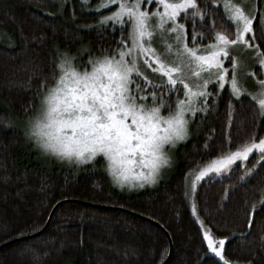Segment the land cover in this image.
I'll return each mask as SVG.
<instances>
[{"label": "trees", "instance_id": "obj_1", "mask_svg": "<svg viewBox=\"0 0 264 264\" xmlns=\"http://www.w3.org/2000/svg\"><path fill=\"white\" fill-rule=\"evenodd\" d=\"M217 1L199 0L205 20L201 26L195 18V30L211 35L214 21L215 31L234 36L235 26ZM254 9L255 44L264 51V0H255ZM183 15L178 20L186 24L190 41L193 22ZM120 36L119 26L100 25L98 14L85 11L78 0H0V245L38 232L60 201L106 207L60 205L43 233L0 249V264H162L169 252L167 234L172 242L167 264H223L209 253L185 193L198 169L242 146L254 128L255 139L264 136V117L257 127L253 110L258 106L250 97L221 89L216 106L192 118L190 137L176 148L169 176L136 193L115 189L101 158L68 167L44 157L16 125L37 111L54 84L60 53L87 49L95 56L110 55L107 50L117 47ZM215 90L210 86L209 91ZM170 95L175 99L177 94ZM163 112L168 114L166 107ZM229 135L231 148L224 144ZM257 161L254 153L225 174L209 175L193 195L203 226L217 241L229 237L223 255L232 264H264V161Z\"/></svg>", "mask_w": 264, "mask_h": 264}, {"label": "snow or ice", "instance_id": "obj_2", "mask_svg": "<svg viewBox=\"0 0 264 264\" xmlns=\"http://www.w3.org/2000/svg\"><path fill=\"white\" fill-rule=\"evenodd\" d=\"M108 3L118 7L103 17L100 24L107 26L112 22L119 26L121 36L116 41L117 47L107 50L111 55L96 60L90 58V72L79 73L68 59L57 64L62 75L49 96L50 101L53 97L57 100L55 107L49 109V124L55 126L56 145L69 154L75 153L82 161L103 154L109 158L121 157L131 164L129 154L138 152L141 165L148 171L135 174L128 171L140 179L139 186L143 187L145 183L156 182L165 145L174 149L178 142L186 140L192 118L198 112L206 113L210 107L214 108L226 84L231 96L240 97L242 91H247L243 83L258 75L244 71L250 65L233 55L234 50H253L254 56L249 59L253 64L258 62L262 71L264 51L255 44V10L247 12L233 0H224V6L235 26L234 36L215 31L214 21L209 25L211 35L195 30V18H199L201 26L205 20L199 0H146L149 6L156 4L151 11L142 6L145 0H108ZM181 13L185 21L193 22L190 41L186 24L178 20ZM260 29V36L264 38V14L260 15ZM115 30L114 27L112 31ZM206 39L208 43H204ZM226 61H230L228 66H225ZM141 62L154 75L158 74V83L142 72ZM134 74L143 76L142 84L137 83ZM255 85L257 91L249 95L258 105V109L253 110L258 127L260 117H264V79H256ZM210 86L215 92L209 91ZM172 93L177 94L175 99ZM164 107L167 115L161 112ZM257 135L254 128L242 146L201 167L192 181L193 192L197 181L211 174H222L236 161H247L254 151L259 153L257 163L264 161V136L257 140ZM224 144L231 148L230 135L225 137ZM204 148L210 151L207 142ZM163 163L170 165L166 158ZM251 172L249 169L248 174ZM260 202L264 204V196ZM256 207L253 205L248 213L249 229L254 224ZM228 239L222 237L217 241L208 228L203 230L208 251L223 264H229L223 255Z\"/></svg>", "mask_w": 264, "mask_h": 264}, {"label": "rangeland", "instance_id": "obj_3", "mask_svg": "<svg viewBox=\"0 0 264 264\" xmlns=\"http://www.w3.org/2000/svg\"><path fill=\"white\" fill-rule=\"evenodd\" d=\"M52 1L54 3H56V4H59L60 1H62V0H52ZM78 1L84 5L85 11L98 14V23L99 24H100V21L102 20L103 17H106V16L110 15L111 12L115 11L116 10V7H118V5L113 6L112 4L108 3V0H87V2H83V0H78ZM254 1L255 0H233V2H239L245 8V10L247 12H252L253 10H255L254 9ZM217 5L225 12L227 18L230 20L229 13L226 12V10H225L224 0H218L217 1ZM142 6L148 8L149 11H151L152 9H155L156 8V4L155 3H153V4H151L149 6L146 3V0H145V3ZM109 24H112V22H109ZM248 35H250V34H248ZM233 55L241 58L242 61H246L247 64L250 65V67H245V69H244L245 72H248V73L256 72L258 74L256 77H253L252 79H249L246 83H243V88L247 89V91L246 92L245 91H242L241 92V95H240V96L246 95V96H248V97H250L252 99V97L249 95V93L257 91V87L255 85V81H256V79H264V71L261 70L260 65H259L258 62L253 64L252 61L249 59V57L254 56L253 50H249V49H236V50H234ZM101 57L102 56H95V55L91 54L87 49H82L80 52H78L75 55H71V54H68V53L63 52V53H60V55L58 56V58H57V64L61 60H63V59H70L72 61L73 67L79 73H84L85 71H89L90 72L92 70V64L88 63V61H89L90 58L92 60H96V59L101 58ZM229 63H230V61H226L225 62V66H228ZM141 68H142V72L144 74H146L151 80H153L154 82H157V83L159 82L158 74L154 75L153 72H152V70L150 68H148L147 66L143 65L142 62H141ZM61 75H62V72L57 68L56 80H55L54 84L51 87H49L44 92V94L46 92H49L53 87H57L58 81H59V78H60ZM134 79L137 81V83H140V84L143 83V76H135V74H134ZM135 86L136 85H131L130 87H135ZM225 87H228L229 88V86L227 84L225 85ZM229 90H230V88H229ZM149 103H151L150 100H149ZM40 107H41V101H40L39 106L37 107V111L32 116H30V117H28V118H26V119H24L22 121L17 122L16 125L20 129H22L24 132H26V124H27V121H29L40 110ZM164 108L161 109V112H162L163 115H167V114H164V112H163V109ZM201 113H203V112H198L197 114H201ZM186 115H189V114H186ZM189 137H190V129H189V136H188V138ZM28 140L34 145V143L30 139H28ZM186 140L181 141V142H178L177 145H176V147L174 149L171 148L170 145H165V151L169 154L171 162H170V165H167L163 169L160 170L159 175H158V178H157V181L154 184H147V183H145L143 187H140L139 186V183L140 182H137V186L133 190H131V191H129L127 187H125L123 190H121L120 188H117L114 185V183L110 180L111 181V184L113 185V187L115 189H117L118 191H120L122 193H136V192H140V191L145 190V189H152V188H154L159 182H161L162 180H165L169 176V174L172 171L173 166H174V153H175V150H176V148L181 143L185 142ZM34 147H35V145H34ZM254 153H256L258 155V159H259V153H257V152L254 151L252 154H254ZM252 154H250V155H252ZM44 157H47V156H44ZM47 158L48 159H52L54 161L56 160V159L51 158V157H47ZM98 158H101L103 160L104 166H105L106 158L103 156V154H98L94 158L93 161L86 162V163H84L82 165H79V166H77V165L69 166V165H67L65 163H62V162H59V163L62 164V165H64V166H68V167H82L84 165H88V164L93 163ZM129 159L132 160V163L130 165V168H131V172L133 174L140 173V172H145L146 173L148 171L147 168H145L143 165H141V163H140L141 157H140V155H139L138 152L135 153V154H131L130 153L129 154ZM56 162H58V161L56 160ZM238 162H241V161H236L235 164L238 163ZM229 169L224 170L222 172V174H225ZM198 171H199V169L196 171V173ZM196 173L193 175V179H191L190 184H189L188 194H187V202H188V206L190 208V211H191L192 216L194 217V219H195L198 227L201 229V231L203 233V230H204L205 227L203 226V224L200 223V219L196 215L195 205H194V202H193L194 192H193V188H192V181L195 179ZM222 174H220V175H222ZM211 175H216V174H211ZM198 183H199V181L196 182V184H198ZM218 260L220 261L219 258H218ZM220 262H222V261H220ZM229 264H232V263L229 262Z\"/></svg>", "mask_w": 264, "mask_h": 264}, {"label": "clouds", "instance_id": "obj_4", "mask_svg": "<svg viewBox=\"0 0 264 264\" xmlns=\"http://www.w3.org/2000/svg\"><path fill=\"white\" fill-rule=\"evenodd\" d=\"M70 61V59H68ZM76 70V69H74ZM77 71V70H76ZM55 89L53 87L49 92H46L41 97V107L40 110L29 120L26 124V136L30 139L35 147L44 156L56 159L58 162L65 163L69 166L72 165H82L86 162H91L94 160H81L75 153L69 154L66 150H61L60 147L56 145L55 137V126H50L49 124V109L54 108L57 104L55 97L49 100L50 93ZM55 113H53L54 115ZM106 163L104 166L105 173L109 176V179L114 183L117 188L123 190L125 187L129 191L133 190L137 186V182H140L136 176H133L128 171L130 168L129 163L125 162L121 157H105ZM167 159L169 163L171 162L169 154L165 151L163 153L162 162L160 169H163L167 164L163 163V159ZM156 174V181L159 175ZM139 183V185H140Z\"/></svg>", "mask_w": 264, "mask_h": 264}, {"label": "water", "instance_id": "obj_5", "mask_svg": "<svg viewBox=\"0 0 264 264\" xmlns=\"http://www.w3.org/2000/svg\"><path fill=\"white\" fill-rule=\"evenodd\" d=\"M66 202H78V203H81V204H87V205L95 206V207H97V208H106V207H104V206L92 205V204L84 203V202L77 201V200H63V201H60V202H58V203H56V204L54 205V207L52 208V210L50 211V213H49V215H48V217H47L46 223L44 224V226H43L38 232H36V233H34V234H31V235H28V236H24V237H21V238H17V239L11 240V241H9V242H7V243H5V244H2V245H0V249L4 248V247H6V246H8V245H10V244H12V243H16V242H20V241H23V240H26V239L34 238V237L40 235L41 233H43V232L46 230V228L48 227V225H49V223H50V221H51V218H52V216H53L55 210H56L60 205L66 203ZM116 209H118V210H122V209H120V208H116ZM145 219H146V218H145ZM146 220H148V219H146ZM156 225H157V224H156ZM157 226H158V225H157ZM158 227H159L162 231L166 232L161 226H158ZM166 234H167V233H166ZM167 238H168V241H169V252H168V255H167L165 261H164L162 264H167V262L169 261V259H170V257H171V254H172V242H171V239H170V237L168 236V234H167Z\"/></svg>", "mask_w": 264, "mask_h": 264}]
</instances>
